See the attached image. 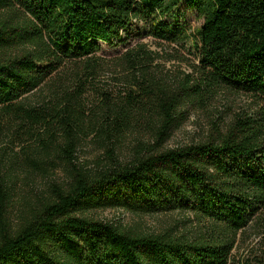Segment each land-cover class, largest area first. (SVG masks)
I'll return each mask as SVG.
<instances>
[{
    "label": "trees",
    "instance_id": "obj_1",
    "mask_svg": "<svg viewBox=\"0 0 264 264\" xmlns=\"http://www.w3.org/2000/svg\"><path fill=\"white\" fill-rule=\"evenodd\" d=\"M180 3L202 19L193 44L197 76L171 88L151 72L158 52L141 41L128 46L114 64L127 74L126 90L116 100L102 92L100 121L89 123L108 162L76 166L78 133L86 127L77 100L94 75L100 43L124 42L140 22L145 35L179 42L185 31L166 18ZM65 66L78 78L63 89L50 85L37 108L24 103ZM223 91L248 95L257 108L213 126L202 141L165 146L185 105L201 107ZM14 119L27 121L30 135L34 126L45 128L46 137L37 138L42 151H24L26 161L33 166L35 154L44 158L60 145L69 175L13 227L11 173L1 170L0 264H230L236 237L253 222L264 226V0H0V126ZM137 132L146 142L118 160L115 142ZM105 209L188 211L206 223L188 238L85 215Z\"/></svg>",
    "mask_w": 264,
    "mask_h": 264
},
{
    "label": "rangeland",
    "instance_id": "obj_2",
    "mask_svg": "<svg viewBox=\"0 0 264 264\" xmlns=\"http://www.w3.org/2000/svg\"><path fill=\"white\" fill-rule=\"evenodd\" d=\"M185 31L186 37L167 44L157 41L143 32L140 22L133 27L134 32L124 42L117 45L100 43L101 50L96 53L94 75L85 83V93L78 98L76 112L81 117L84 126L78 133L74 164L85 166L88 169L101 167L108 162L106 147L100 143L97 133H91L90 122H99L101 115L99 107L106 99L102 92H106L111 100L117 99V93L126 90L125 80L127 74L120 72L115 67V61L122 55L128 46L141 41L147 47L158 52L156 64L151 72L165 85L174 88L184 81L187 75L197 76L198 64L193 44L197 39V30L202 25V19L197 17L193 9L180 3L172 16L166 18ZM71 67L65 66L54 73L47 83L32 91L24 98V103L37 108L43 104L49 95V86L71 84L78 77L71 76ZM84 76H82L83 79ZM79 83V81H78ZM257 108L256 100L248 95L219 92L204 100L201 107L189 103L182 111L180 123L173 129L166 141L167 148H175L185 144L202 141L212 131L213 126L222 128L235 117L251 114ZM28 123L20 119L11 120L7 126H0V172L7 168L10 171L8 181L10 201L8 213L11 226H16L30 210H34L52 196L53 186L63 187L69 175L68 168L64 164L60 145L43 158H36L32 166L25 159V152L42 151L37 141L46 137L45 128L42 125L34 126L32 134L26 133ZM88 126V128H87ZM59 137V136H58ZM61 142V140H60ZM63 142V141H62ZM143 132L124 135L119 142L120 151L115 155L120 161H126L138 143H145ZM114 144V142H110ZM110 143L108 144L110 146ZM25 151V152H24ZM49 161L43 164L44 161ZM43 168H47L44 171ZM96 219L119 224L140 233L170 232L174 235H184L191 238L205 228V221L188 211H161L150 214H136L122 209L91 210L85 213ZM264 226L257 223L250 224L243 233L236 237L233 244L230 264H264ZM264 238V237H263Z\"/></svg>",
    "mask_w": 264,
    "mask_h": 264
}]
</instances>
